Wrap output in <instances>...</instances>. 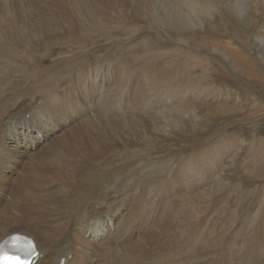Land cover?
Segmentation results:
<instances>
[{
    "label": "rangeland",
    "instance_id": "obj_1",
    "mask_svg": "<svg viewBox=\"0 0 264 264\" xmlns=\"http://www.w3.org/2000/svg\"><path fill=\"white\" fill-rule=\"evenodd\" d=\"M64 1L8 0L0 3V7L7 6L0 9H6L15 18V26L22 30L25 26L34 29L42 16V21L57 26L70 15L76 22L75 28L89 29L75 36L53 37L46 45L35 48L29 64L24 67L31 80L44 74H49L50 80L69 70L79 74L93 67L99 70L101 66L110 75H114L115 69L118 71L113 80L102 84L79 74L80 89L87 94L77 92L76 84L70 79L56 84L54 90L58 94L64 90L69 92L68 101L59 106L69 111L70 117H59L62 111L55 113L63 128L56 129L55 136L36 149L18 151L23 157L19 163L9 156L18 149L13 147V137L8 140L11 144L6 141V128L10 121L21 115L20 112L36 107L44 111L49 96H43L50 83H44L39 94L27 100L15 96L8 102L3 101L6 100L4 96L24 89L15 86V89L7 90L9 86L0 85V104L5 103L4 108L13 111L0 116V143L6 142L3 147L0 144V238L14 232L26 235L28 231L35 232L42 211L48 228L56 224L63 226L62 237L70 240L72 247H80L82 241L75 236L79 229L95 220L104 221L113 211L116 218L111 231L114 232L116 226L131 222L126 218L141 202V216L145 220L149 218L148 222L154 220L151 228L148 225L140 231L132 228L133 234H140L136 240L160 235L167 227L166 234L184 231L182 234L187 237L184 242L189 241L188 248H193L194 253L189 255H185L184 247L177 251L185 256L186 264H264V0H245L239 5L234 4L235 0H75L73 7L72 0ZM205 4L213 10L211 15H205ZM171 7H175L179 17L166 28L160 20L164 22L174 16L165 11ZM195 12L200 14V20L187 21ZM178 18L185 27L180 26L181 34L177 33ZM210 24L219 38L214 44L220 45L223 51L228 49L226 54L219 48L203 54L192 48L191 38L198 32L196 39H201ZM106 25L108 28L103 27ZM19 34L16 47L22 50ZM153 38L155 45L148 43ZM243 38H246L244 46ZM232 49L243 54L244 60L254 61L255 65L247 64L252 65L249 73H241L230 66L227 55ZM143 55L147 59L143 60ZM138 57L143 62L136 61ZM126 74L133 75L131 82L127 81ZM59 76H56V82ZM67 76L70 78L72 73ZM72 79H75L74 75ZM24 83L28 84V81ZM130 84L135 88L146 85L147 95L141 97L142 103L140 95L134 96V88L131 94L124 96L113 93L117 89L120 94L122 86L127 88ZM105 88L109 91L105 92ZM31 98L34 100L28 101ZM133 98L137 100L134 104L142 105L138 110L133 108ZM129 100L130 106H125ZM148 100L150 102H144ZM216 109L221 111L215 113ZM210 112L216 115L207 118ZM81 125L87 133L98 131L103 134L97 139L115 144L106 160L94 162L93 169L88 172L91 173L88 178H95L93 186L79 176L88 170L84 165L92 161L80 165L65 151L71 143H79L75 134L79 133L77 129ZM115 152L121 154L122 161L114 157ZM29 163L34 165L32 168H39L33 171L36 176L29 174L32 171L27 168ZM44 166L54 168L60 175L55 176L56 179L46 176L42 184L38 183L41 186L36 184L30 189L31 193L19 195L16 182L25 174L42 181L47 171L43 170ZM68 172L73 175L70 179L77 177L75 186L83 189V199L73 194V186L64 181ZM217 183L221 185L220 191L213 189ZM107 184L118 185V188L105 193ZM64 192L71 195L64 198ZM29 202L40 211L27 215L29 211L25 209ZM56 203L60 205L56 206ZM42 204H45L44 208L40 206ZM114 206L121 209L119 214ZM75 214L77 224L71 219ZM12 218H29L35 224L30 225L26 220L15 224ZM243 219L246 220L243 222ZM64 227H68L65 233ZM48 228L44 230L47 232ZM44 233L41 232V238ZM164 236L146 250L159 251L136 254L128 250V256L122 261L126 264L131 261L133 264H173V251L177 248H165ZM81 238L93 245L104 242L93 233L82 232ZM136 240L131 238L126 244ZM108 250V244L101 249L102 252ZM114 257L115 264H121L117 251ZM94 258L96 264L101 263V257L98 262V257Z\"/></svg>",
    "mask_w": 264,
    "mask_h": 264
},
{
    "label": "bare ground",
    "instance_id": "obj_2",
    "mask_svg": "<svg viewBox=\"0 0 264 264\" xmlns=\"http://www.w3.org/2000/svg\"><path fill=\"white\" fill-rule=\"evenodd\" d=\"M65 1H67V0H65ZM98 1H100V0H98ZM4 2H8V0H0V3H4ZM74 2H75V0H72V3H71L72 7L74 5ZM244 3H245V0H235L234 4L239 5V4H244ZM115 5H117V4H115ZM177 6H179V5H177ZM225 6L227 7V5H225ZM6 7H7L6 5H3L0 8L3 9ZM203 7L205 9V15L206 16L211 15L213 13V10H210V8L207 4H205ZM61 8H62V5H61ZM114 8H115V6H114ZM234 8H235L234 10H236L235 6H234ZM1 9H0V85L9 86L10 89H7V90L15 89V86L18 87L19 89L20 88L24 89V91L19 92V93H17L18 91L17 92H11L8 96H4V99H6V100H3V101L4 102L11 101L15 96H18L17 99L22 96L24 99L27 100L30 96H34L36 94H39V89L41 86L42 87L44 86V83H46V82L50 83V85L48 87L49 90L47 92H45L46 93L45 96L40 94V96H43V97L49 96L46 98L48 105L45 107L44 111L41 112L36 107V108H29L28 111H26V112H20L21 115H19V117L17 116L16 118H14V121H10V126H8L6 128L7 134L6 133L4 134L6 141L9 140V137H13V143L15 144V146H13V147L18 149L15 152L12 151L11 153H13V154H9V156H13L14 161H18V163H19L22 161L23 157H22L21 153L20 154L18 153V151L19 152H24V151L26 152V150H28V149H30V150L36 149L37 146H39L42 142L49 140L50 137L53 138L55 136V135H53V133L56 129L61 130L63 128L59 124V119L57 118V115H54L55 113L58 114L62 111V113L59 117H62L63 115H65L63 117H70L69 111L63 110V106H59L61 102H67L68 101L69 92L67 90H64L63 93L58 94V92L54 90V89H56V84H59L65 78L70 79L71 83L76 84V88L78 90L77 92L80 91V92H84L85 94H87L86 91L80 89L82 83L80 82V78L77 79L79 74L80 75L84 74L86 76V78L88 77V80H92V81L95 80L94 83L98 84L100 82L102 84V83H104V81L109 83L110 80H113L115 78L114 76L117 74L118 70L115 69L113 72L114 75H110L106 71L107 69L105 70L101 66V68L99 70H96L93 67L92 70H84L79 74H74V72H75L74 70H69V72H67L63 76L62 75L59 76V74L58 75L56 74V76H59V80L57 82L55 79L56 76H54L53 79L49 80L48 79L49 74H44L43 76H41L40 78H38L35 81L31 80L30 75L27 74L28 69L24 68V67L26 66V64H29V60H30L29 57L34 52V50H36L35 48H37L43 44L46 45V43L48 41H50L53 37L60 38L59 36L64 37V35L65 36H72V35L75 36V35H78L80 33H84V32L86 33V31H88L89 29H87L86 27L83 28L81 25L80 26L82 28H80V27L75 28L76 22L74 23L72 15H70L68 17H65L63 22L57 26H52L50 23H48L46 21H42L44 18L42 16L39 19V22L37 23V25H35L33 27L34 29H31L30 26H28V27L25 26L26 29L22 30L21 29L22 27H19L17 25L15 26V18H12V16H10V14L7 11H5L6 9L5 10H1ZM117 9H118V7H117ZM98 10H99V8H98ZM226 10L228 12L227 8H226ZM103 11H105V10H103ZM165 11H167V13L170 15H174V16H171V18H169V19H165L164 22L162 20H160V22L163 23L162 25L167 28V26H170L172 24V22L176 19V17H179L178 16L179 14L176 13L177 11H175V7H171V9H167ZM106 15H108L107 11H106ZM98 16H100V15H98ZM229 16H230V14H229ZM200 17H201L200 14L195 12L188 18L187 21H189L190 19H195V18H196V20H200L199 19ZM250 17L251 16H249V19H250ZM31 19H32V17H31ZM101 19H102V17H101ZM178 19H179V23L177 25V33L181 34L183 32V29L180 26L184 27V24H183L182 19H180V18H178ZM77 20L78 19H76V21ZM29 21H30V19H29ZM184 21H185V19H184ZM21 22L22 21H20V23ZM23 23H24V21H23ZM245 23H247V22H245ZM93 24H94V22H93ZM248 24H249V22H248ZM31 26H33L32 23H31ZM103 27L108 28V25L103 26ZM245 29H246L245 30L246 33H248L249 32L248 27H246ZM236 30H237V28H236ZM18 32L20 33L19 35H21V44L23 45L22 50H19V48L16 47V44L18 42V37H17ZM197 34H198V32L194 35L195 37L191 38V45L193 46L192 48L197 50V52H199L201 54H203L207 51L213 52L215 50V48L220 47V45H217L218 46L217 47L214 44V42H215L214 40H217L219 38L214 34V27L211 24L208 26V30H206V32H204L205 35L203 37H201V39H196ZM103 38H105V37H103ZM245 39L246 38L242 39V44H243V42H245ZM153 41H154V38H153V40L149 41L148 43L151 45H155L156 43H154ZM198 41H200V42H198ZM243 46H244V44H243ZM220 50L226 54L228 49L224 50V51L222 49H220ZM229 51H230V53L227 56H228V61H230L229 62L230 66L237 69V70L239 69L241 73H249V71H251L250 67L252 65H255L254 61H252L251 59L250 60H244L243 54H240V52L238 50L232 49ZM156 54H158V53H156ZM143 56H144L143 60L147 59V57L145 55H143ZM136 61L143 62V61H141V59L139 57ZM195 61H196V59H195ZM247 64H252V65H247ZM81 67L82 66H79L80 70H82ZM109 68H110V66H109ZM69 73H72V76L74 75L75 79H72V76L69 78L67 76ZM91 74H94V75L90 76ZM132 76H133L132 74H131V76H130V74L129 75L126 74L127 81L131 82V80L133 79ZM26 81H28V84L24 83ZM37 82H40V85H38ZM124 88L125 87L122 86L123 90L120 94H118L117 89H114L113 93L115 95H117L118 97L122 96V95L124 96V94H129V93L131 94V92L134 88V93H135L134 96L135 97L140 95V98H141V97L147 95L146 85L141 87V88L140 87L135 88V86L130 84V85H127V88H125V89ZM32 89H34L33 93L31 92ZM16 90H17V88H16ZM98 91L99 90L95 91V93H97ZM107 91H109V89L105 88V92H107ZM110 91H111V89H110ZM71 99H73V98L70 97V100ZM32 100H34V99L31 98V100H28V101H32ZM136 102H137V100L133 101V106H134L133 108L138 110L139 107H142V105H141L142 98H141V103H139L140 102L139 101L138 102L139 104H134ZM144 102H150V100L144 101ZM4 104L5 103L0 104V110H1L0 116H5L6 114H8L7 112H13L12 110H7V108H4ZM130 104H131V100L127 101L125 103V106H130ZM219 111H221V110L216 109L215 113H218ZM27 113H31V114H29V116H25ZM215 113L210 112V114L207 118H209V117L212 118L214 115H216ZM11 115H13V113H11ZM22 116H25V118H23V119L20 118ZM99 117H100V115H99ZM43 120H44V122L42 123ZM77 130L79 131V133L75 132L76 133L75 135L79 138V140H80L79 143H76V142L71 143L70 145H68L65 148V151L71 157V159L73 158V159L77 160L78 162H80V165L81 164L84 165V163L92 161L91 164H89L90 166L84 165V168L87 167L86 169H88V170H86L83 173V175L79 174V172H78V174L81 177V180L83 182H85L86 184L88 182H90L91 185L93 186V184L95 183V178L93 176L88 178L89 174H91L88 172L93 169L91 167L94 166V162H96V161L103 162L106 160L107 153L110 150H113L115 148V144L109 143L107 141L106 142L102 141V140H100V138L97 139L98 136L102 137L103 134H101L98 131H96L94 133L95 135L91 134L90 132L87 133V132H85L86 130L82 128V125L79 126V129H77ZM0 144H1V147H3V146H5L6 142L2 141ZM8 144H11L10 141H8ZM6 149H4V150L6 151ZM114 157L116 159H121V161H122L121 154L119 152H115ZM26 165H28V164H26ZM33 166H34L33 164L29 163V166L27 168L32 169V171H29V174L31 176H36L33 173V171L38 170L39 168H36V167L32 168ZM99 168H101V170H102L103 165L100 164ZM45 169L47 171H45ZM53 169L54 168H51V167H46V166L43 167V170L45 171V175L43 178H41L42 181L37 180V178H35V177L34 178L28 177L24 173L25 177L19 179L16 182V186L18 188L17 192H19V195L31 193L32 190L30 191V189L33 188V186H35L36 184H38L40 182L42 184L46 176H48L52 179H54V178L56 179L55 176H58L59 172L57 170H53ZM104 169H105V167H104ZM204 169L207 171L209 170V168H204ZM92 173H95V170L92 171ZM72 176L73 175H70L68 172L67 174L64 175V178H65L64 181L66 183H69L71 186H73V194L75 193L76 196H79L80 198L83 199L84 198L83 189H80V188L76 189V186H77L76 184L78 183V179H77V177L70 179ZM16 179H18V178H16ZM120 180L123 183L124 180L123 179H120ZM41 184H38V186H41ZM82 186L83 185H81V187ZM83 187H85V186H83ZM220 187H221V185H218V183L216 185H213L214 190L220 191ZM111 188L117 189L118 185H114L112 187L111 185L107 184L106 189H104L106 191L105 193H107V191L110 190ZM96 190L97 189H94V191H96ZM64 193H65V195H63L64 198L71 195L69 192H64ZM132 195L134 196V194H132ZM138 202H139V200H138ZM139 203H141V202H139ZM139 203L136 205L137 208L135 209V211H133V214L130 215L129 218H126L128 221H131L130 223L121 224L119 227L116 226L115 231L114 232L111 231V225L114 223V221H115L114 219L116 218L115 215H112L113 211H111L109 213V215L106 216L108 218H106V219L103 218L104 221H102V220L96 221L95 220L94 222H92L91 225H87V227L79 229L78 233L80 235L77 233H76V235L75 234L74 235L77 238H80L82 242H80V244H79L80 247L77 245L75 247H72L70 244V240H68L65 236L62 237L63 235H62L61 229H63V226H58V224H56L55 226H51L50 228H48L49 225H48L47 221L43 220L45 218V213L38 210V208L36 206H34L33 204H31L29 202V204H27V207L25 209L26 212L29 211V213L27 215H30L31 213H33L35 211H40L39 216H38L39 226L37 227L35 232L28 231V233H29L28 235L23 234V233L22 234L25 236L31 237L36 242L37 249H38L39 254H40L39 255L40 257L37 260L36 264H96L94 262V260H95L94 256L98 257L96 259L97 262L100 260V257H101V263L100 264H115L114 255H116V251L118 254V261L122 264V262L125 263L122 260H125L126 257L128 256V254H127L128 250H130L136 254H142L143 251L150 253V254L159 251L157 249H154L153 251H146V250H150V247L159 243L161 241L163 235H165L164 238L166 239V242H167V246L165 248H169V247L177 248V250L173 251L174 252V254H173L174 255V258H173L174 263L173 264H186L185 263V260H186L185 256L182 254H178L179 252H177V251H180L182 247H184V249H186L185 255H189L190 253L193 254L194 251H193V248H190V249L188 248V242L189 241L184 242L185 239H187V237L182 234L184 231L179 232V233L174 234V235L166 234L167 233V227L165 226L166 228L164 229V231L160 235L152 234V235H150L149 239H146V237L143 236L142 238H140L141 240L140 239L136 240L138 237H140L139 236L140 234L138 232H134V234H133L132 228L134 231H140L143 226H147V225H148V228H151L153 220H154V219H150V221L148 222L149 218H147V220H145L144 217L141 216V206ZM115 204H117V203H115ZM59 205L60 204L56 203V206H59ZM40 206L44 208L45 204H42ZM99 206H100V204H99ZM114 208H115V210L118 211L116 214H119L121 209L119 207H115V206H114ZM72 210L73 209L71 208L70 212H72ZM75 216H76V214L73 215V217H71V219H74V221L77 224L78 223V221H77L78 217H75ZM258 218H259V216L254 218L252 222L257 220ZM11 220L15 224H17V223L20 224L22 222V220H26L30 225L35 224V222L29 218H26V219H24V218H22V219L12 218ZM244 220H246V219H243V222H244ZM157 223H158V221H157ZM97 224H98V226H97ZM183 225L185 226L184 222H183ZM252 226H253V223H252ZM182 227L183 226H181V228ZM45 228H48L47 232H46V230H44ZM129 230L132 231V233H130V232H127V234L124 233V232L129 231ZM67 231H68V227H64V233ZM41 232H45L43 238H41ZM82 232L85 234L93 233L94 237H102L100 240H104L103 244L102 245H100V244H96V245L89 244L85 238H83V239L81 238ZM108 232H109V234H108ZM13 234L22 235L19 232L18 233L14 232V233H11L9 235L7 234V235L1 237L0 238V251H1V248L5 245L6 238H8L9 236H11ZM107 234H108V237H107ZM131 238L133 240H136V241H133L129 244H126V242H128ZM107 244L109 245V250L102 252L101 251L102 247L107 245ZM113 244H116V246L114 247ZM244 246H246V245H244ZM99 252H100V254H98ZM176 254H178V255H176ZM170 255H168V257ZM107 259H108V262L106 263ZM142 259H144V258L142 257ZM127 262H128V259H127ZM129 264H133V261H131Z\"/></svg>",
    "mask_w": 264,
    "mask_h": 264
}]
</instances>
